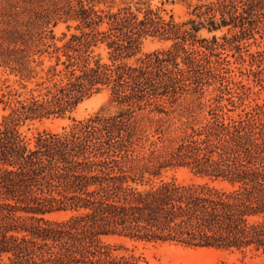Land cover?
I'll return each mask as SVG.
<instances>
[{"label":"trees","instance_id":"1","mask_svg":"<svg viewBox=\"0 0 264 264\" xmlns=\"http://www.w3.org/2000/svg\"><path fill=\"white\" fill-rule=\"evenodd\" d=\"M116 1L0 0V264L137 261L115 237L264 254V99L242 78L264 90V0L182 21ZM147 37L169 45L129 62ZM104 90L112 111L72 116ZM49 118L72 123L25 139Z\"/></svg>","mask_w":264,"mask_h":264},{"label":"rangeland","instance_id":"2","mask_svg":"<svg viewBox=\"0 0 264 264\" xmlns=\"http://www.w3.org/2000/svg\"><path fill=\"white\" fill-rule=\"evenodd\" d=\"M134 1V0H133ZM151 7H159L164 9L162 14L168 17L172 14L174 19L182 21L190 15L191 10L189 4H193L196 0H146ZM121 0H117L119 4ZM66 31L65 24L59 23L54 27L56 37L61 36V32ZM218 34L220 32H217ZM201 36H210L205 30L199 32ZM59 43V42H58ZM169 45L168 41H161L153 37H147L142 41L139 52L128 59L129 62H135L142 58L145 53L151 52L155 49L164 48ZM256 46L252 44L250 50L253 51ZM106 58L105 50H97ZM233 60V57H231ZM239 66V64H238ZM243 83L251 87L249 100L251 102H261L264 99V90L259 86H255L251 77L243 75ZM4 79L7 81L4 82ZM14 77L7 75L0 71V86L1 84H17L14 82ZM102 107L113 110L111 106L108 107V91H102L91 96L78 105L76 110L72 113L75 119L86 118ZM4 113L0 104V116ZM72 121L69 118H49L42 121L28 122L21 126L20 130L25 139L31 141L37 132L42 130L60 131L63 127L70 125ZM167 175H174L178 181L187 182L192 178V175L184 168L170 170ZM112 241L122 245V255H134L138 258L137 261L128 264H215L222 260L232 261L242 259L248 264H264V254L260 252H247L241 254L239 252L230 253L227 250L207 248V247H190L182 244L172 242H144L134 241L122 237L112 238Z\"/></svg>","mask_w":264,"mask_h":264}]
</instances>
